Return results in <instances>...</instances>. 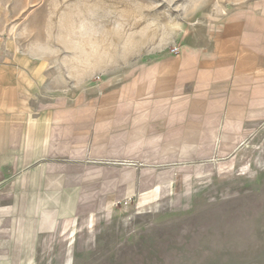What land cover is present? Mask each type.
I'll return each instance as SVG.
<instances>
[{
	"label": "rangeland",
	"instance_id": "374dc122",
	"mask_svg": "<svg viewBox=\"0 0 264 264\" xmlns=\"http://www.w3.org/2000/svg\"><path fill=\"white\" fill-rule=\"evenodd\" d=\"M0 3L2 20L14 21L11 31L32 36L34 54L48 51L51 58L64 59L67 69H80L85 82L75 86V101L87 115L96 110L99 120L89 125L92 140L98 136L93 154L83 143L75 157L53 153L33 165L43 167V182L12 192L2 189L0 211L17 212L18 223L15 231L0 229V260L264 264L263 109H257V123H190L191 108L183 104L194 99L191 87L177 93L169 113V107H139V101L160 99L147 91L141 96L123 93L120 75L137 71L139 61L171 55L175 44L180 54L183 45H205L223 23L232 21L243 43L246 33L251 45L257 43L250 55L257 71H264V0ZM258 79L260 90L264 75ZM52 87L74 86L69 80L62 84L55 74ZM91 101H97L96 108L90 109ZM171 118L181 122H164ZM122 119H128L125 140ZM202 128L204 137L194 138L203 134ZM228 130L236 132L230 139L224 138ZM54 131L53 150L59 145ZM64 142L74 145L73 139ZM24 195L34 202L12 201Z\"/></svg>",
	"mask_w": 264,
	"mask_h": 264
},
{
	"label": "crops",
	"instance_id": "0c3cea01",
	"mask_svg": "<svg viewBox=\"0 0 264 264\" xmlns=\"http://www.w3.org/2000/svg\"><path fill=\"white\" fill-rule=\"evenodd\" d=\"M2 19L0 14V201L1 193L5 192L2 189L12 192L19 187L33 186L37 180L43 182V167L33 165L46 156L54 153L57 156L75 157L81 152L77 146L83 144L86 152L93 154L97 149L98 136L92 140L94 129L89 125L99 121L96 110L87 115L75 101L78 99L75 98L77 89L74 88H78L75 86L85 82H82L80 69H67L64 59L59 55L51 58L48 51H36L37 54H34L30 40L32 36L14 33L11 31L14 21ZM218 30V33L208 37L209 43L205 45L186 44L179 55L166 53L148 63L139 61L137 71H121V91H136L140 96L142 92L145 95L146 91L153 93L160 100L139 101V107H169L171 113L173 101H178L177 93L191 87L190 90L196 92L194 99H187L183 104L191 108L189 116L193 118L188 122L201 125L257 123V109L261 107V113L264 112V88L259 90L257 86L258 74L264 75V71H257L256 58L250 55V51L257 48V43L250 44V33H246L243 43L237 37L233 21L223 23ZM52 72L61 77L62 84L69 80L74 87L68 90L67 87H52ZM162 95L166 98H161ZM89 107L96 108L97 101H91ZM188 111L184 117L188 116ZM168 121L170 124L181 122L172 118L164 120ZM127 123L128 119L121 120L122 130L126 131L123 140L129 139ZM110 127L113 129L115 126L111 123ZM70 129L73 131H68ZM54 130L57 131L59 145L53 150L50 141ZM86 130L88 135H85ZM201 130L203 134L194 135V138L204 137L203 128ZM231 130L226 131L224 138L230 139V135L236 134ZM68 139H73V146H65L64 141ZM89 140H92L91 144ZM75 141L80 143L75 145ZM14 198L12 201L15 203L34 202L30 196L24 195L15 201ZM15 215L18 216L17 212ZM17 216L0 211V229L15 231ZM3 262L12 264L11 259L0 260V264Z\"/></svg>",
	"mask_w": 264,
	"mask_h": 264
},
{
	"label": "built area",
	"instance_id": "2783aa9c",
	"mask_svg": "<svg viewBox=\"0 0 264 264\" xmlns=\"http://www.w3.org/2000/svg\"><path fill=\"white\" fill-rule=\"evenodd\" d=\"M178 53H179V47L176 45L169 49V54L171 55H177Z\"/></svg>",
	"mask_w": 264,
	"mask_h": 264
}]
</instances>
